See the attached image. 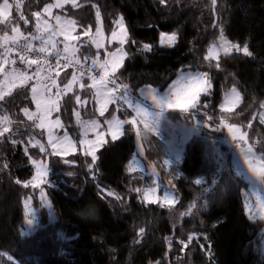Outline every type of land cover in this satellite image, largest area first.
<instances>
[{
	"label": "trees",
	"instance_id": "trees-1",
	"mask_svg": "<svg viewBox=\"0 0 264 264\" xmlns=\"http://www.w3.org/2000/svg\"><path fill=\"white\" fill-rule=\"evenodd\" d=\"M50 2L23 0L22 11L32 21L31 12ZM80 3L84 6L74 9L68 5L61 14L76 19L84 27L91 25L93 31L98 26L93 5L100 8L106 34L114 28L113 21L121 14L124 16L130 40L124 45L128 57L117 76L118 82L129 85L133 97H138L139 89L145 85L164 91L180 70H191L207 72L212 81L211 95L201 98L208 107L196 114L199 121H206L205 112L213 117L207 121L213 127L221 115L228 118L219 106L233 86L244 101L236 110L242 114L232 116L231 122L246 125L254 115L264 111L260 108L264 102V0H217L214 10L211 0H168L167 5L160 0H80ZM13 17H18L15 8ZM13 23H19L25 32L35 31L33 24L24 25L18 19H13ZM221 28L229 41L241 46L247 43L254 55L248 57L238 52L221 55L219 69L215 60L206 61L209 46L218 44ZM161 32H178L175 47L160 46ZM132 40L136 43H131ZM143 44H151L153 50L144 51ZM96 51L87 44L80 54L93 57ZM104 53L101 49L100 54ZM71 73V70L62 72L59 83H66ZM84 83H90L87 76ZM79 94L82 99L91 97L88 90ZM70 96L65 97L61 112L54 116L59 115L69 135L78 141L81 131L73 115L77 106L74 100L70 102ZM25 106L34 109L23 95L14 93V99L7 98L0 108V114L6 112L16 121L13 132L8 134L10 139L0 140V252L12 255L17 264H156L157 261L159 264H264V221H251L246 215L241 189L247 182L229 179L234 171L231 154L223 151L226 148L222 144L228 139L226 131L204 130L202 137L208 138L205 143L191 142L183 160L173 161L170 169L163 166V161L169 159L167 142L158 134L145 135L143 161L146 165L156 164L160 195L170 188L166 187L169 179L175 185L171 189L179 203L172 210L146 205L141 202L140 194L132 191L150 186L156 178L140 171H127L137 150L136 135L129 125L125 126V136L115 142L109 139L97 151L99 159L91 171V156L80 151L64 157L75 161L74 164H64L60 157H47L49 183L44 188L55 215L53 221L52 212L49 210V214L39 199V189L34 191L15 183L16 179L27 181L35 173L24 154L28 138L34 136L46 141L45 133L34 129L24 117L21 109ZM95 107L89 99L88 106L79 109L83 119H99L103 123L111 118L115 108L111 106L105 117H99ZM117 114L121 118L134 115L122 108ZM171 117L185 126L194 124L191 117L180 112H172ZM249 134L264 139V125L257 119ZM12 139L24 143L14 145ZM219 152L224 156L217 161ZM29 153L35 159L45 157L37 148L29 147ZM221 165L224 170L218 171ZM197 178H203L205 183L195 184ZM214 180L217 182L213 183ZM107 191L123 200L108 196ZM27 196L32 197L33 206L40 210L39 223L32 233L25 222L23 200ZM194 201L197 207L193 214L182 217L181 213ZM141 228L145 229L142 238L138 235ZM190 234H195L197 239L182 251L179 241H187ZM168 238L172 240L171 250ZM0 264L12 262L0 256Z\"/></svg>",
	"mask_w": 264,
	"mask_h": 264
},
{
	"label": "snow or ice",
	"instance_id": "snow-or-ice-1",
	"mask_svg": "<svg viewBox=\"0 0 264 264\" xmlns=\"http://www.w3.org/2000/svg\"><path fill=\"white\" fill-rule=\"evenodd\" d=\"M161 4L167 5L168 0H160ZM72 8H81L84 5L80 0H52L43 5L39 11L31 12L33 20L30 21L22 11L23 0H0V108L7 98L14 99V93L23 95L34 105V110L25 106L21 109L26 120L31 122L34 129L46 132L47 146L44 142L36 139L34 136L28 138L27 145L24 147V154L28 156L30 163L35 169L34 175L27 181L16 179L15 183L24 188H31L34 191L39 189V199L47 207L51 208V201L47 198L44 185L48 184L47 176L50 172L47 157L56 156L62 159L64 164H74L75 161L64 159L65 156L73 155L80 151L84 156H91L92 164L89 170L99 159L97 151L105 144L115 142L126 135L125 125L131 126L136 139L140 143V154H143V139L148 133L158 134L161 122L167 119L168 112H180L191 117L194 124L190 130L191 134L199 135L201 127H207L214 132H227L228 143L234 145L235 155L232 161V171L234 175H229V179L239 178L247 182L245 188L241 189L243 195V205L246 215L251 221H264V139L257 136L250 137V130L253 122L257 119L261 125H264V111L254 115L252 119L245 124L231 122L232 116H238L242 113L236 110L240 108L244 98L240 91L233 86L224 94L223 102L219 108L222 114L215 127L207 121H212L213 117L206 112L205 122L196 120V114L203 108L208 107L207 102H202V97L211 95L212 81L207 72H193L191 70H180L177 78L173 80L162 92L152 85H145L139 89V95L142 98L136 99L132 96L128 84L118 82L117 72L123 67L124 60L128 57L124 45L129 43L130 33L125 23L124 16L121 14L113 21L114 28L109 36H106L103 29V20L98 5L95 8V17L98 23L95 31L91 25L84 27L78 21L66 14V6ZM213 10L217 5V0H211ZM18 13V17H13V9ZM59 9L60 12L54 10ZM13 19L22 21L24 25L33 24L34 32H25L21 29L19 23H13ZM84 38H87L85 41ZM178 32H161L159 43L164 47H175L178 42ZM39 41V44H36ZM113 43L119 46L113 51L106 47ZM85 43L94 46L97 50L93 57L87 55L81 56V48ZM135 44L136 41L132 40ZM213 43L208 48L205 56L206 61L215 60V67L220 68V54L225 56L232 54L233 51L243 53V55L252 57L254 54L249 49L247 43L241 46L239 43L229 41L220 29L219 41ZM106 53L104 59L100 58V50ZM142 49L151 52V44H143ZM35 54V55H33ZM23 65V67H19ZM88 65V67H85ZM73 68L67 82L61 85L59 77L61 70ZM87 76L90 83H84V77ZM55 89V91H53ZM88 90L91 92L90 98H81L79 92ZM71 94V96H70ZM70 96L74 100L76 108L73 109L76 124L82 132L81 139L74 140L69 135L64 122L56 115L62 110V102L65 97ZM89 99L96 105L95 112L99 117H105L111 106H115L111 118H106L103 123L99 119H83L80 108H86ZM131 109L134 115L121 119L117 113L121 108ZM260 108L264 109V102L260 103ZM16 123L6 112L0 114V140L9 138L8 134L13 132V124ZM20 123H24L21 121ZM62 129L63 135H59L56 130ZM101 129H104L101 131ZM89 133H94V139H89ZM191 139V135L185 137V140ZM205 139H208L205 137ZM12 144L24 143L12 139ZM216 141H213L215 144ZM79 144V148H78ZM29 147L37 148L40 153H44L42 159H35L29 153ZM183 147L176 150L175 160L179 163ZM222 159V158H221ZM173 161L165 159L163 166L171 168ZM8 165L3 164V168ZM151 174L156 177L150 186L145 188H134L132 191L140 194L141 202L146 205H158L162 208L172 210L179 203V198L172 191H164L160 195L161 185L159 183V172L156 164L149 165ZM139 161L133 156L127 166L129 173L143 171ZM219 170H224L221 165ZM73 175V173H68ZM179 173H177V176ZM217 181H213L216 183ZM195 184L205 183L203 178H197ZM166 187L175 188L172 179L168 180ZM108 196H113L117 200H123L118 194L107 191ZM205 201V205H206ZM25 210V222L32 228L36 224L35 209L32 207V197L27 196L23 200ZM197 207L194 201L188 209L181 213V216H191L193 209ZM145 232L144 228L139 229L138 235L142 238ZM197 239L195 234H190L187 241L180 240L182 251L186 250L189 244ZM139 242V241H137ZM172 240L168 238V248L171 250ZM203 247V245H201ZM0 256L12 264H17L14 257L6 252H0ZM159 264V261L156 262Z\"/></svg>",
	"mask_w": 264,
	"mask_h": 264
},
{
	"label": "rangeland",
	"instance_id": "rangeland-1",
	"mask_svg": "<svg viewBox=\"0 0 264 264\" xmlns=\"http://www.w3.org/2000/svg\"><path fill=\"white\" fill-rule=\"evenodd\" d=\"M10 2H13L14 3V0H10ZM59 9L57 10H54L55 12H58ZM126 23V21H125ZM105 32V31H104ZM106 34V33H105ZM110 34H106V36H109ZM87 40V38H86ZM36 44H39V41H36ZM87 45V43L85 44ZM113 45H116V43H113L111 45H108L107 42H106V47H111ZM161 46V45H160ZM217 46H219L217 44ZM162 48H168V47H164V46H161ZM124 50H125V47H124ZM109 51H113V50H109ZM126 51V50H125ZM235 51H233L232 53H234ZM221 55H224L223 52H221L220 56ZM106 57V53L104 54H100V58L101 59H104ZM127 59V58H126ZM126 59L124 60V62L126 61ZM124 64V63H123ZM18 66L19 67H23V65H19V62H18ZM85 67H88V65H85ZM68 70H71L72 72L74 71L73 68H69ZM64 72V70H61V73ZM85 78V77H84ZM53 91H55V89H53ZM163 92V91H162ZM136 99H141L142 98L140 97V95H138V97H135ZM122 109H125L127 110L126 106L125 107H122ZM34 110V109H33ZM131 111V109H128ZM134 114V113H133ZM171 114L172 112H168L166 115H167V119L163 120L159 126V132H158V135L163 138L166 142H167V146H168V155H169V159L172 160V161H176L175 160V154H176V150L179 148V147H183V152L181 153V159L180 161L183 160L184 158V155H185V152L187 150V146L191 143V142H194L195 145H199L200 143H205V139H203L202 137V132L206 129H208L207 127H201L200 129V132H199V135H196V134H191L190 133V130L193 128V125L191 126H185L183 124H180V123H177L176 120H174L172 117H171ZM53 119H55V116L53 115ZM121 119H124V118H121ZM198 120V119H196ZM102 123V121H101ZM203 123V122H202ZM208 123V122H207ZM127 126V125H125ZM104 129H101V131H103ZM81 131V130H80ZM56 132L59 134V135H63L62 133V129H57ZM191 135V139H188V140H185V137ZM94 136L95 134L94 133H89V139H94ZM45 137H46V141H47V136H46V132H45ZM81 138L82 137V132H81ZM197 138V139H195ZM46 141L44 142L45 145L47 146V143ZM227 140L224 141V143L222 144L223 147H225L226 149H224L223 151H227L231 154V158H232V161H233V158H234V155H235V147L234 145L226 142ZM140 143L141 142H138L137 141V150H136V154H135V157L136 159L139 161L141 167H143V173L147 174V175H152L151 174V168L149 167V165H146L143 161V158H144V155H145V152H144V148H143V154L141 155L140 154ZM101 149V148H99ZM98 149V150H99ZM78 152V151H77ZM76 152V153H77ZM217 154H218V151H216ZM220 156L217 157V161L220 159L222 160L223 159V154H221L219 152ZM69 156V155H68ZM222 158V159H221ZM141 172V171H140ZM156 178V177H155ZM168 191H172L174 192L173 189L171 188H167ZM160 194V193H159ZM175 194V193H174ZM42 203V202H41ZM43 206L47 207L45 204L42 203ZM32 207L35 209V215H36V224L30 228V233H32L34 231V229L37 227L38 223H39V219H40V210H37L34 206H33V203H32ZM48 211L50 210L52 212V216H51V219L54 221L55 220V215L53 214V211H52V207L49 208L47 207ZM49 211V214L51 213ZM50 218V217H49ZM29 232V230H28ZM263 235H264V230H263ZM262 249H264V238H263V242H262Z\"/></svg>",
	"mask_w": 264,
	"mask_h": 264
},
{
	"label": "water",
	"instance_id": "water-1",
	"mask_svg": "<svg viewBox=\"0 0 264 264\" xmlns=\"http://www.w3.org/2000/svg\"><path fill=\"white\" fill-rule=\"evenodd\" d=\"M0 243H1V238H0Z\"/></svg>",
	"mask_w": 264,
	"mask_h": 264
},
{
	"label": "built area",
	"instance_id": "built-area-1",
	"mask_svg": "<svg viewBox=\"0 0 264 264\" xmlns=\"http://www.w3.org/2000/svg\"><path fill=\"white\" fill-rule=\"evenodd\" d=\"M33 55H35V54H33Z\"/></svg>",
	"mask_w": 264,
	"mask_h": 264
},
{
	"label": "bare ground",
	"instance_id": "bare-ground-1",
	"mask_svg": "<svg viewBox=\"0 0 264 264\" xmlns=\"http://www.w3.org/2000/svg\"><path fill=\"white\" fill-rule=\"evenodd\" d=\"M68 70V69H67Z\"/></svg>",
	"mask_w": 264,
	"mask_h": 264
},
{
	"label": "crops",
	"instance_id": "crops-1",
	"mask_svg": "<svg viewBox=\"0 0 264 264\" xmlns=\"http://www.w3.org/2000/svg\"><path fill=\"white\" fill-rule=\"evenodd\" d=\"M38 45V44H37Z\"/></svg>",
	"mask_w": 264,
	"mask_h": 264
}]
</instances>
